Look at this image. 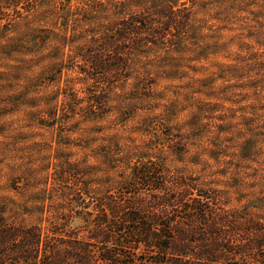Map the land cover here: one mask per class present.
I'll list each match as a JSON object with an SVG mask.
<instances>
[{
    "label": "rangeland",
    "instance_id": "1",
    "mask_svg": "<svg viewBox=\"0 0 264 264\" xmlns=\"http://www.w3.org/2000/svg\"><path fill=\"white\" fill-rule=\"evenodd\" d=\"M146 15L155 35L127 33ZM139 163L164 185L147 203L264 226V0H0V214L79 230L72 193L94 210Z\"/></svg>",
    "mask_w": 264,
    "mask_h": 264
},
{
    "label": "trees",
    "instance_id": "2",
    "mask_svg": "<svg viewBox=\"0 0 264 264\" xmlns=\"http://www.w3.org/2000/svg\"><path fill=\"white\" fill-rule=\"evenodd\" d=\"M158 14L166 17L160 31L166 35L173 28L170 23L175 16L171 10ZM144 18V29L131 25L127 33L155 35L157 31L148 15ZM90 65L99 71L105 61L90 59ZM159 174L154 167L137 164L131 173L133 183L124 185L120 196L109 195L106 203L94 210L82 191L72 193L71 204L80 210L68 214L71 219L81 220L79 230L55 223L16 227L0 214V264H264V226L220 224L230 221L213 217L208 210L210 197L199 194L198 199L184 201L169 195L163 199L153 197L149 203L142 200L139 190L163 189ZM181 184L178 181L176 187ZM177 206L183 212L175 211ZM176 213L187 221L212 224L181 227L161 223L169 217H179Z\"/></svg>",
    "mask_w": 264,
    "mask_h": 264
}]
</instances>
